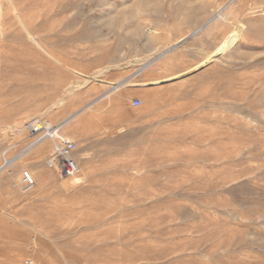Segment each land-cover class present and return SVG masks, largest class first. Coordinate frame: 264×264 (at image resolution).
I'll list each match as a JSON object with an SVG mask.
<instances>
[{
  "label": "rangeland",
  "instance_id": "374dc122",
  "mask_svg": "<svg viewBox=\"0 0 264 264\" xmlns=\"http://www.w3.org/2000/svg\"><path fill=\"white\" fill-rule=\"evenodd\" d=\"M140 1L0 0V264H264V0L201 33L232 0ZM35 119L66 124L79 175L53 142L10 163Z\"/></svg>",
  "mask_w": 264,
  "mask_h": 264
},
{
  "label": "built area",
  "instance_id": "2783aa9c",
  "mask_svg": "<svg viewBox=\"0 0 264 264\" xmlns=\"http://www.w3.org/2000/svg\"><path fill=\"white\" fill-rule=\"evenodd\" d=\"M141 105L139 99L132 101V106L137 108ZM52 125L46 120L35 119L27 124L26 138L23 141V147L18 150L15 156L8 160H14L31 153L38 146L46 141H52L53 150L50 153L46 165L49 169L57 172L64 179H71L79 172L77 162V145L75 142L64 138L58 127ZM7 162V160L5 161ZM36 186L34 177L25 171L21 178V188L24 193L32 191Z\"/></svg>",
  "mask_w": 264,
  "mask_h": 264
},
{
  "label": "bare ground",
  "instance_id": "6f19581e",
  "mask_svg": "<svg viewBox=\"0 0 264 264\" xmlns=\"http://www.w3.org/2000/svg\"><path fill=\"white\" fill-rule=\"evenodd\" d=\"M140 1V0H139ZM136 2H137V0H136ZM140 2H142V1H140ZM147 2V1H146ZM234 2V0H232L231 2H229L228 4L227 3H225V5H221V6H218L217 7V9H216V12H215V15H216V18H214V19H208L209 21L205 24V25H203L202 27H200L199 28V33H201V32H204L206 29H208L211 25H213V23L215 22V20L217 21V22H219V27H221V29H223V28H225V26L227 25V22L228 21H230L231 19H233V18H235V16L237 15V13H238V8L237 7H235L234 6V4H232ZM243 2V1H242ZM245 2H247L246 0H245ZM263 2V1H262ZM144 4V3H143ZM150 4V3H149ZM182 4V3H181ZM139 5V4H138ZM152 5V4H151ZM215 6H217V5H215ZM241 6V5H240ZM185 7V6H184ZM251 7V6H250ZM181 8H183V7H181ZM261 8V10H260V13H262V15H263V17H264V5L262 6V7H260ZM15 10V9H14ZM130 10H132V9H130ZM238 10V11H237ZM254 10V9H253ZM15 14H16V18L18 19V20H21V18H20V16H19V14L18 13H16V11H15ZM214 16V15H213ZM117 19V18H116ZM122 20V19H121ZM114 21V20H113ZM108 22H110V21H108ZM107 22V23H108ZM115 22V21H114ZM120 22V21H119ZM118 22V23H119ZM113 23V22H112ZM240 24V23H239ZM121 24L119 23V26H120ZM137 25V24H136ZM109 26V25H108ZM243 25H240L239 27H237V28H235L234 30H232L231 32H229V33H227L226 35H224V33H223V35H224V39H223V42H222V44L217 48V50H216V52H214V53H212V54H207V56H205L206 58V60L204 61V63L202 62L201 63V65L199 66V64L197 65L198 67H195V68H199L200 69V67L202 66L203 67V65L204 64H206V63H210V62H213V61H215L216 59H218L220 56H224V55H226L227 53H228V51H230L231 49H233L234 48V46H236L238 43H240V39H241V36L243 35ZM23 29H24V31H25V35L27 36V38L29 39V40H31V41H33V38H32V34H31V32L29 31V29L27 28V26L25 27H23ZM139 29H140V27H139ZM138 29V30H139ZM141 31V30H140ZM223 31V30H222ZM206 33V32H205ZM241 46V45H240ZM247 47V46H246ZM244 48H245V46H244ZM244 50V49H243ZM233 59V58H232ZM229 60V59H228ZM238 60V59H237ZM30 65V61H29V63H27V65ZM28 65V66H29ZM205 66V65H204ZM28 68V67H27ZM194 68V67H193ZM192 68V69H193ZM29 69V68H28ZM191 69H189V71H190ZM194 73V72H193ZM188 74V73H187ZM192 74V73H191ZM181 75V74H180ZM179 75V76H180ZM186 75V74H185ZM87 77V76H86ZM174 77V76H173ZM173 77H168L167 78V80H165V81H170V80H172V79H174ZM178 78V77H177ZM86 82V81H85ZM155 83L153 84V85H155V84H157L158 85V83H160V81H154ZM80 82H78V85L76 86V88L77 87H81L80 86V84H79ZM85 84V83H84ZM73 85V84H72ZM115 85V84H114ZM117 88H119V87H117ZM73 89L75 90V88H74V86L73 87H70L69 88V90H68V92L69 93H71V94H74L73 93ZM80 89V88H79ZM115 89V88H114ZM77 93V92H76ZM67 95H68V93H66ZM145 94V93H144ZM147 95V94H146ZM70 96V95H69ZM116 100V99H115ZM115 103H117V101L115 102ZM114 103V104H115ZM61 104V103H60ZM62 105V104H61ZM116 106V105H115ZM53 107V106H52ZM51 107V108H52ZM58 107H59V105H58ZM52 110V109H51ZM55 110V109H54ZM53 111V110H52ZM102 111H104L103 109H102ZM49 113H51V112H49ZM100 114V113H99ZM92 116H94V115H92ZM93 119H95V117L93 118ZM89 120H90V118H89ZM85 121H86V119H85ZM84 121V122H85ZM93 121H95V120H93ZM50 123V122H49ZM69 123V122H68ZM67 123V124H68ZM88 122H86V124H87ZM91 124V123H90ZM89 124V125H90ZM66 125V124H65ZM65 125H63V126H59L58 127V129H59V131H61L62 129H63V127H66ZM69 125V124H68ZM84 126V125H83ZM80 127V126H79ZM86 127H87V125H86ZM85 128V127H84ZM27 129V123H25V125H23V124H21V123H14V125L10 128V130H9V135H11L13 138H15V140L17 139L18 140V142L23 138V135H24V133H25V130ZM65 129V128H64ZM71 130H73L74 131V128L73 129H71ZM78 130V129H77ZM72 131V132H73ZM7 133V132H6ZM5 133V134H6ZM74 133H75V131H74ZM73 134V133H72ZM76 134V133H75ZM74 134V135H75ZM8 135V136H9ZM5 138V137H4ZM74 138V137H73ZM73 138L72 137H66V139H68V140H71V141H73ZM9 139H10V137H9ZM13 140V139H12ZM14 140V141H15ZM49 142H52V141H46V142H44L43 144H41L40 146H38L36 149H34L32 152L34 153V157H33V159H32V163L34 164V165H37L38 163H39V158L42 156V154H43V152H44V150L45 149H47V147L49 146ZM74 142V141H73ZM32 152H31V154H32ZM46 152V151H45ZM30 154V153H29ZM29 154H27V155H25V156H22V157H20V158H17V159H14V160H12L10 163H13V162H15V161H20V160H22L24 157H26V156H28ZM44 157V156H43ZM41 160V159H40ZM78 162V161H77ZM78 165H79V163H78ZM82 172V169H81V166L79 165V172H78V174L77 175H79L80 173ZM43 173V172H42ZM46 174H47V172H46ZM48 175H49V172H48ZM76 175V176H77ZM75 176V177H76ZM38 177L41 179V180H47L48 179V176L47 175H45V173L44 174H39L38 175ZM74 178V177H73ZM52 180V179H51ZM49 182V181H48ZM43 183V182H42ZM44 184V183H43Z\"/></svg>",
  "mask_w": 264,
  "mask_h": 264
}]
</instances>
